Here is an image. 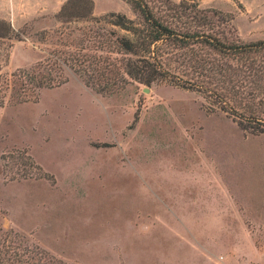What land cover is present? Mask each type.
<instances>
[{"label": "rangeland", "instance_id": "374dc122", "mask_svg": "<svg viewBox=\"0 0 264 264\" xmlns=\"http://www.w3.org/2000/svg\"><path fill=\"white\" fill-rule=\"evenodd\" d=\"M64 1L0 0L24 35L0 39V81L67 48L65 27L75 49L84 24L56 19ZM194 1L242 42L264 38V0ZM93 3L136 16L125 0ZM64 74L0 105V246L13 230L68 264H264V135L168 82L102 94Z\"/></svg>", "mask_w": 264, "mask_h": 264}, {"label": "trees", "instance_id": "16d2710c", "mask_svg": "<svg viewBox=\"0 0 264 264\" xmlns=\"http://www.w3.org/2000/svg\"><path fill=\"white\" fill-rule=\"evenodd\" d=\"M135 18L121 12L93 13V0H65L55 17L84 24L74 50L65 27L59 53L46 62L17 68L0 81V105L36 100L43 88L79 74L98 93L111 94L129 82H168L199 93L246 133L264 135V38L242 42L221 11L194 0H125ZM21 30L0 19V39L22 40ZM62 40V39H61ZM30 176L24 175V177ZM0 246V264H68L17 232ZM17 240V241H16Z\"/></svg>", "mask_w": 264, "mask_h": 264}, {"label": "water", "instance_id": "95a60500", "mask_svg": "<svg viewBox=\"0 0 264 264\" xmlns=\"http://www.w3.org/2000/svg\"><path fill=\"white\" fill-rule=\"evenodd\" d=\"M144 91H148V88H144Z\"/></svg>", "mask_w": 264, "mask_h": 264}]
</instances>
